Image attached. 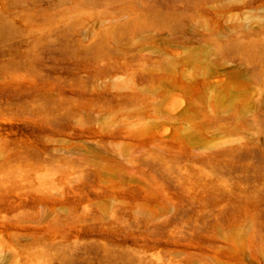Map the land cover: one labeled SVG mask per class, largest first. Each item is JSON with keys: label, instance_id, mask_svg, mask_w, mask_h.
Returning a JSON list of instances; mask_svg holds the SVG:
<instances>
[{"label": "rangeland", "instance_id": "1", "mask_svg": "<svg viewBox=\"0 0 264 264\" xmlns=\"http://www.w3.org/2000/svg\"><path fill=\"white\" fill-rule=\"evenodd\" d=\"M0 264H264V0H0Z\"/></svg>", "mask_w": 264, "mask_h": 264}]
</instances>
